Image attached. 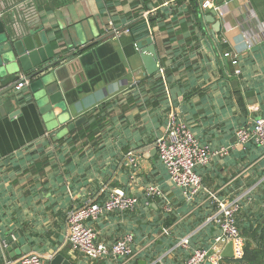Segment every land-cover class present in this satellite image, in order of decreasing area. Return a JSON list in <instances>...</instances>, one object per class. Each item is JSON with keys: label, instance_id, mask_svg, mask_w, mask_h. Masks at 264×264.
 I'll return each mask as SVG.
<instances>
[{"label": "crops", "instance_id": "1", "mask_svg": "<svg viewBox=\"0 0 264 264\" xmlns=\"http://www.w3.org/2000/svg\"><path fill=\"white\" fill-rule=\"evenodd\" d=\"M29 1L24 9L15 6ZM191 1L196 13L185 0L177 23L154 24L134 41L131 31L113 37L108 30L158 6L172 8L175 0H151L150 9L141 0H0L7 30L34 29L61 56L74 53L60 75L63 102L52 110L42 112L32 102L28 84L1 97L0 264L24 255L10 256L9 236L30 245L44 264L58 255L70 264H183L198 248L224 260L227 244L215 241L222 231L212 220L218 209L212 193L222 201L239 199L237 226L245 245L260 240L264 145H240L236 131L264 117V0H213L224 13L216 16L218 32L209 11L200 9L203 0ZM149 36L160 58L153 76L145 75L137 45ZM24 76L5 75L0 89ZM171 112L202 144L221 151L196 167L204 189L192 199L170 181L157 153L155 141L166 133ZM88 128L92 137L72 140ZM131 152L136 165L128 160ZM149 187L161 195H148ZM114 188L137 197V207L90 223L107 245L132 234V254L92 261L71 247L67 216L105 201Z\"/></svg>", "mask_w": 264, "mask_h": 264}, {"label": "built area", "instance_id": "2", "mask_svg": "<svg viewBox=\"0 0 264 264\" xmlns=\"http://www.w3.org/2000/svg\"><path fill=\"white\" fill-rule=\"evenodd\" d=\"M200 9L203 12L215 9L217 16L223 17L224 13L213 0L202 1ZM148 11L146 16L150 14ZM108 31L113 37L123 33H129L127 27H111ZM226 56H231L226 53ZM232 63L237 64V57L232 58ZM239 73V70L237 71ZM28 84L26 76L18 80L16 89L21 90ZM236 136L240 145H246L254 141L258 145H264V117L255 120L252 126L237 129ZM156 148L159 160L167 169L170 181L181 188L187 199L194 198L202 189L204 184L202 177L196 172L198 165H208L213 156L221 151H213L208 145L202 144L190 125L183 121L176 112L169 114V123L166 133L156 141ZM130 163L136 164L135 156L130 153ZM148 195H161L155 187L148 188ZM213 201L218 203V209L212 220L221 227V235L216 238L217 243L227 244L232 242L234 259H241L245 254V239L241 235L236 224V213L239 209V199L222 201L217 195L211 194ZM163 207L170 210V202L163 197ZM139 203L135 196L128 195L119 188L111 189L108 197L102 203L89 202L83 207L74 208L68 213L67 222L69 228L68 241L75 251H79L90 260L104 259L109 255L127 257L132 254L134 237L126 234L122 238L107 245L98 241V232L90 222L98 221L105 213L110 211L134 210ZM186 241V240H185ZM184 241V242H185ZM224 264L222 255L219 252H212L208 249H195L188 260L183 264ZM4 264H44L41 254L30 252L17 259L5 260Z\"/></svg>", "mask_w": 264, "mask_h": 264}, {"label": "water", "instance_id": "3", "mask_svg": "<svg viewBox=\"0 0 264 264\" xmlns=\"http://www.w3.org/2000/svg\"><path fill=\"white\" fill-rule=\"evenodd\" d=\"M30 4L31 1L23 5L17 3L15 6L18 9H24L25 6H29ZM216 16L217 11L211 9L207 19L214 24V31L218 32L221 28V22L216 19ZM20 31L16 32L13 30L11 32L7 30L4 21L0 20V78L17 72L26 73L32 102L42 112L52 110L58 102H63V94L60 90L62 85L59 83L60 75L62 71L67 70L69 67L64 64L74 53L61 56L57 52V49L54 48L55 44L52 41L48 42L43 33L37 34L34 29ZM74 31L76 33V30ZM137 45L144 64L145 75L153 76L157 74L160 70V58L153 38L149 36L145 41L138 42ZM17 84L18 81H15L0 89V117L1 115H5L1 97L16 88ZM63 90L66 92L65 88ZM10 101L15 102L13 99H10ZM84 120H86L85 116L78 119L74 124L79 125ZM5 242L8 245L12 258L16 254H28L31 251L30 245H19L14 241L12 236H9ZM223 256L233 258L232 242L227 243ZM47 264L70 263L64 261L63 257L58 255L51 261H48Z\"/></svg>", "mask_w": 264, "mask_h": 264}, {"label": "trees", "instance_id": "4", "mask_svg": "<svg viewBox=\"0 0 264 264\" xmlns=\"http://www.w3.org/2000/svg\"><path fill=\"white\" fill-rule=\"evenodd\" d=\"M141 1H143L145 3V5L147 6L146 9H150L151 5H149V3L151 2V0H141ZM184 1L185 0H175L176 5L172 8H171L172 4H169L168 6L167 5L166 6H163V5L158 6V7H156L157 9H155L154 13L150 12V14L148 16H145V17H144V15L142 16V13H139V14H141L142 17H139L138 19L130 22L126 26L127 28H129V30L133 34V40L136 41V40H139V39L145 37L146 35H148L149 34L148 33L149 28L153 27L154 24L167 23V21H165L167 19H169L171 24L177 23L179 20V15L181 14L180 7L184 4ZM190 2H191L190 10H192V11H194V13H196L197 9L193 6L191 0H190ZM151 10L152 9H150V11ZM108 105H109V102L104 104V106H106V107ZM99 119H100V116H96V118L94 119L95 123H91L90 128L93 125L98 124ZM90 128H88L87 130L79 131L78 133H76V135H74L72 137V140L76 141L80 138H84L85 135H88V137H92L93 134H92ZM87 132H89V133L87 134ZM250 143L256 144L254 141H250L246 145H248ZM256 145H258V144H256ZM195 170L199 174L197 168ZM202 181H203V179H202ZM99 203H102V202H99ZM240 206H241V203H239V208H240ZM167 224H169V223L167 222ZM236 224L238 225L237 213H236ZM261 231H262L261 237H260V240L258 242H256V243L246 242L245 254H244L243 258H241V259L226 258V259H224L225 264H264V229H262Z\"/></svg>", "mask_w": 264, "mask_h": 264}, {"label": "rangeland", "instance_id": "5", "mask_svg": "<svg viewBox=\"0 0 264 264\" xmlns=\"http://www.w3.org/2000/svg\"><path fill=\"white\" fill-rule=\"evenodd\" d=\"M136 159V158H135ZM130 162V161H129ZM132 164V163H131ZM136 164H137V162H136ZM136 164H133V165H136Z\"/></svg>", "mask_w": 264, "mask_h": 264}]
</instances>
